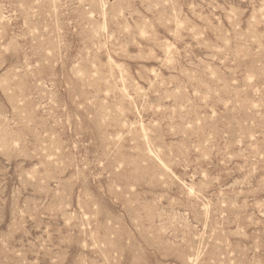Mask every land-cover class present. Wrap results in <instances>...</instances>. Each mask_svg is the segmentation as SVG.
<instances>
[{
	"label": "rangeland",
	"instance_id": "1",
	"mask_svg": "<svg viewBox=\"0 0 264 264\" xmlns=\"http://www.w3.org/2000/svg\"><path fill=\"white\" fill-rule=\"evenodd\" d=\"M192 262L264 264V0H0V264Z\"/></svg>",
	"mask_w": 264,
	"mask_h": 264
},
{
	"label": "bare ground",
	"instance_id": "2",
	"mask_svg": "<svg viewBox=\"0 0 264 264\" xmlns=\"http://www.w3.org/2000/svg\"><path fill=\"white\" fill-rule=\"evenodd\" d=\"M33 3V2H32ZM117 4V3H116ZM36 5V4H35ZM99 5L97 4V7H98ZM157 6V5H156ZM100 9H102V8H100ZM56 10V9H55ZM96 32V31H95ZM145 32V31H144ZM96 39V38H95ZM88 48V47H87ZM163 49H165V48H163ZM127 53V52H126ZM169 54V53H168ZM28 57V56H27ZM26 57V58H27ZM167 59V58H166ZM27 60V59H26ZM111 64V63H110ZM112 65V64H111ZM114 65V64H113ZM96 67V66H95ZM122 69V68H121ZM81 71V70H80ZM79 71V72H80ZM144 127V126H143ZM147 137V136H146ZM144 139H145V137H144ZM150 149V148H149ZM151 154V153H150ZM173 223V222H172ZM171 225V224H170ZM174 227V226H173ZM168 228V227H167ZM166 228V229H167ZM171 229H172V227H170ZM169 229V228H168ZM168 232V231H167ZM162 237V236H161ZM158 239V238H157ZM161 239V238H160ZM168 240V239H167ZM165 241V240H164ZM167 242V241H166ZM115 255V254H114ZM186 258V257H185ZM188 261V260H187ZM191 261V260H190ZM187 263H189V262H187ZM192 264H193V262H192Z\"/></svg>",
	"mask_w": 264,
	"mask_h": 264
}]
</instances>
